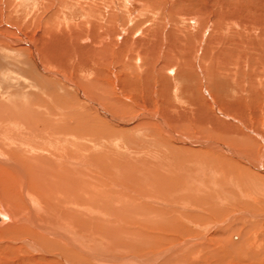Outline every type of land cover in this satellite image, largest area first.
I'll use <instances>...</instances> for the list:
<instances>
[{
    "label": "rangeland",
    "instance_id": "rangeland-1",
    "mask_svg": "<svg viewBox=\"0 0 264 264\" xmlns=\"http://www.w3.org/2000/svg\"><path fill=\"white\" fill-rule=\"evenodd\" d=\"M209 57L221 75L201 74L198 58ZM262 140L264 0H0V167L51 169L53 183L65 169L82 181L53 202L38 195L39 219L56 213L84 243L33 228L61 246L50 253L29 237L51 264H141L160 253L148 264H170L196 250L188 262L259 264L264 169L250 163L264 167ZM80 184L101 194L80 200ZM4 188L0 261L16 262L32 254L28 236L2 229L24 225L19 210L29 208Z\"/></svg>",
    "mask_w": 264,
    "mask_h": 264
},
{
    "label": "bare ground",
    "instance_id": "bare-ground-1",
    "mask_svg": "<svg viewBox=\"0 0 264 264\" xmlns=\"http://www.w3.org/2000/svg\"><path fill=\"white\" fill-rule=\"evenodd\" d=\"M97 2V1H96ZM94 3V2H93ZM114 3V2H113ZM97 4V3H96ZM68 5V4H67ZM76 5V4H75ZM129 5H130V7L132 8V7H134L135 6V4H133L131 1H129ZM74 6V5H73ZM77 8V7H76ZM80 8V7H79ZM87 9V8H86ZM89 9V8H88ZM90 10V9H89ZM79 11V10H78ZM81 11V10H80ZM130 11V10H129ZM130 13H132V11L131 12H129V14ZM133 16V15H132ZM73 17V16H72ZM115 18V17H114ZM130 19V18H129ZM193 28V27H192ZM211 33L209 32L206 36H205V38L203 39V37H204V35H203V32H202V40L204 41L206 38H208V37H211V35H210ZM210 35V36H209ZM58 36V35H57ZM76 36V35H75ZM82 38V37H81ZM246 38V37H245ZM250 38V37H249ZM178 39V38H177ZM247 39V38H246ZM244 40V39H243ZM249 40H251V39H249ZM253 40H256V38H253ZM9 41H11V40H9ZM13 41V40H12ZM21 42H25V40H20ZM245 41V40H244ZM183 42V41H182ZM251 42V41H250ZM12 43V42H11ZM55 43V42H54ZM58 42H56L55 44H57ZM206 43V42H205ZM69 44H72V43H69ZM162 44V43H161ZM247 44V43H246ZM250 44H252V43H250ZM255 44V43H254ZM66 45V44H65ZM176 45V44H175ZM181 45V44H180ZM185 45V44H184ZM183 45V46H184ZM201 45V44H200ZM208 45V44H207ZM248 45V44H247ZM69 46V45H68ZM53 47V49L54 50H56V49H59V50H61L62 49V47H63V45H58L57 44V46L55 45V46H52ZM195 47H197V46H195ZM206 47V46H205ZM204 47V48H205ZM181 48H183L184 49V47H182L181 46ZM69 48H66V50H67V52H71V50H68ZM178 49V48H177ZM206 49V48H205ZM208 49V48H207ZM48 50V49H47ZM50 50V49H49ZM147 50V49H146ZM146 50H145V52H146ZM201 50V49H200ZM65 51V50H64ZM88 51V50H87ZM140 51V50H139ZM144 51V50H143ZM181 51V50H180ZM66 52V51H65ZM66 52V53H67ZM69 52V53H70ZM184 52V51H183ZM60 53V52H59ZM144 53V52H143ZM204 53V52H203ZM54 54V53H53ZM147 54V53H146ZM219 54H221V53H219ZM50 55V54H49ZM48 55V56H49ZM69 55V54H68ZM90 55V54H89ZM204 55V54H203ZM52 56V55H51ZM56 56V55H55ZM142 55L140 54V57H141ZM189 56V55H188ZM188 56H187V58H188ZM221 56V55H220ZM91 57V56H90ZM241 57V56H240ZM56 58V57H55ZM58 58V57H57ZM71 59L73 58V56H71L70 57ZM142 58V57H141ZM65 59V58H64ZM200 61V63L199 64H203L204 65V71L203 70H200L201 71V74L203 73L204 74V77H211L214 73H218V74H220L221 73V70H220V66L218 67V66H216V61H218L220 58H218V60H216L215 58H212V57H209V58H207V59H202V58H198ZM87 61V60H86ZM83 62V61H82ZM237 63L236 64H238V61H236ZM63 63V62H62ZM84 63V62H83ZM87 63V62H86ZM91 63V62H90ZM90 63H88L90 66H91V64ZM224 64V63H223ZM222 64V65H223ZM192 65V64H191ZM194 65V69L196 70V68H195V63L193 64ZM258 65V64H257ZM90 66H88L87 67V69L85 68L84 70L85 71H87L88 70V68H90ZM198 66V65H197ZM199 67V66H198ZM202 69V68H201ZM255 69V68H254ZM43 70V69H42ZM47 71V70H46ZM89 73V72H88ZM221 75V74H220ZM61 76V78L64 80V81H66L67 83L69 82V83H71L70 82V80H67L66 78H64L62 75H60ZM58 77V76H57ZM215 77H216V74H215ZM60 78V77H59ZM263 78V77H262ZM261 80V79H260ZM260 80H258V82L260 81ZM207 81V80H206ZM68 83V84H69ZM206 83V82H205ZM260 84V83H259ZM207 88V87H206ZM80 92V91H79ZM209 93V92H208ZM210 94V93H209ZM210 96V95H209ZM215 98V97H214ZM263 98V97H262ZM219 99V98H218ZM205 100V99H204ZM212 100V99H211ZM89 102H91V104L92 105H94V107H95V109L101 114V115H103L104 117H108L109 118V116H108V114L105 112V110H103L100 106H98L96 103H94V101H89ZM216 101H213L212 100V104L215 106L216 104ZM202 104V103H201ZM198 105V104H197ZM204 105V104H203ZM208 105V104H207ZM206 107V106H205ZM204 107V108H205ZM208 109L206 110H204V114H206V112H208V115L210 116V114H212L213 115V113L211 112V109H210V107H207ZM211 108H212V106H211ZM214 108V107H213ZM213 108H212V110H213ZM197 110H198V108H197ZM199 112H201L202 113V111L201 110H198ZM219 111V110H218ZM97 112V113H98ZM195 112V111H194ZM210 113V114H209ZM148 115V114H147ZM208 116V117H209ZM215 116V115H214ZM149 117H152V118H156V119H158L154 114L152 115V116H149ZM31 118V117H30ZM110 118H111V116H110ZM155 119V120H156ZM110 120H112V118L110 119ZM158 121L160 122V125H161V127L163 128V130H165V131H168V129H167V127L165 126V125H163V122H161V120L160 119H158ZM13 122H15V121H13ZM73 122V121H72ZM15 123H17V122H15ZM14 125V127H15V124H13ZM25 126V125H24ZM31 130V129H30ZM65 130L66 129H64L63 127L61 128V131L62 132H65ZM34 132H36V131H34ZM30 134V133H29ZM169 134H172V133H170L169 132ZM32 136H34V135H32ZM196 141V140H195ZM194 141V142H195ZM263 142H264V140H262ZM191 142V141H190ZM197 142V141H196ZM203 142V141H202ZM201 145V144H200ZM219 146H221V145H219ZM219 146H217V147H219ZM220 148H222V150L223 151H225L226 153H229V155L231 154V152H233L232 150H230V149H228V148H225V147H223V146H221ZM262 152V151H261ZM0 155H2V154H0ZM236 155L237 156H239V158L240 157H242V155H239V154H237L236 153ZM232 156V155H231ZM243 157H245V156H243ZM37 158V157H36ZM7 160V159H6ZM243 160V159H242ZM8 161V160H7ZM13 163V162H12ZM253 167H255V168H257L259 171L261 170V171H263V169H264V167H263V165L262 164H260V163H254V161L252 162V163H250ZM37 165H39V164H37ZM3 167L4 166H2V168L0 167V185L2 186V187H5L4 188V193L6 194V193H8V194H6V195H8L7 197L8 198H10L11 200H9V201H11V203H15V204H22V202L23 203H27V205H28V210H26V209H22V213L20 212V210H19V218H20V220H23V221H25L26 223L24 224V225H14L13 223H9V224H6V225H8V226H5V228L4 229H2L3 230V232L5 233V234H9V236H20V235H26V236H28L27 238L28 239H21V241H22V243H24L28 248H29V251L30 252H32V254L31 255H28L27 257H24L23 259H21V260H19V261H16V262H4V261H0V264H23V263H25V264H51V262L48 260V256L46 255V252L45 251H43V249L42 248H40L39 246H43L45 249H46V251H48V252H50V253H52L51 251H54L53 250V248H55V245L56 246H58L56 243V241L55 240H53V239H51V238H49L50 237V234L53 236H56V237H58L59 239H61L62 241H67V242H72V244L73 243H75L76 245H79V247H81L84 243L81 241V234L79 235V234H76L75 232H73L72 230H71V227L69 226V224L67 225V224H62V223H56L55 221V217H57V214L56 213H46L44 216H42L41 217V219H39L40 217H39V215H38V212L39 211H41V210H39L41 207L39 206V200H41L42 202H43V200L41 199V198H39V196L41 197H46L47 198V200L49 201V202H51L52 201V196H53V193H54V195H61V194H63V196H64V194H67V193H64V192H62L61 190L64 188V187H72V188H76V186H77V183L79 182V181H81V180H79V181H77V179L76 178H74L73 176H71V172H70V170H65V169H63V171L61 172V176L57 179V180H55V182L53 183L52 181L53 180H51V178H54L53 177V175H54V171H51V169L50 170H46V171H37L36 169H32V168H29V169H26L27 171V173L28 174H25L23 171H22V169L21 168H19V167H17V166H11L12 167V170L15 172V174L14 173H11V172H9V174L7 173V172H5V169H3ZM40 167H41V165H40ZM66 168V167H65ZM7 170V169H6ZM32 170H34V173L32 172ZM65 171H67V172H69V174L70 175H66L67 173L65 172ZM51 172V173H50ZM83 172V171H82ZM34 175V176H33ZM64 175H65V177H64ZM73 175V174H72ZM83 175V174H82ZM33 177H34V179H33ZM42 177H44V178H42ZM63 177H64V179H63ZM68 177H70L69 179H68ZM79 177V176H78ZM80 177H81V175H80ZM79 177V178H80ZM90 177V176H89ZM32 178V181H33V183H31V186H29V190L25 187V183H27L26 182V179L27 180H30ZM57 178V177H56ZM8 180H11L12 182H10V181H8ZM4 181H5V184H4ZM35 181H37L38 183H34ZM69 181H72L73 183H70ZM52 182V183H51ZM82 182V181H81ZM96 182H98V181H96ZM30 183V182H29ZM95 183V182H94ZM94 183H93V185H94ZM28 184V183H27ZM34 184H37L38 185V187H36V186H34ZM18 186V187H17ZM9 187V188H8ZM28 187V186H27ZM45 187V188H44ZM94 187V186H93ZM7 188V189H6ZM79 190H81V193H80V195H81V197L79 198L80 200H85V199H87V200H89L88 199V197H90V198H92V199H95V196H97V195H100L101 193H98L97 192V189H96V187H95V189H91V190H89L87 187H86V189H85V186L83 185V184H80L79 185ZM8 189H10L9 191H11V192H7V190ZM85 189V190H84ZM88 190V191H87ZM65 191V190H64ZM42 192V193H41ZM9 193H11V195L9 194ZM42 195H41V194ZM72 193V192H71ZM93 193H97V195H95V194H93ZM1 195V194H0ZM5 195V196H6ZM39 195V196H38ZM111 195V194H110ZM71 196H73V195H71ZM103 196H104V194H103ZM102 196V197H103ZM3 197V196H2ZM55 197V196H54ZM77 197V196H76ZM101 198V197H100ZM39 199V200H38ZM67 199V198H66ZM110 199V198H109ZM100 200V199H99ZM22 201V202H21ZM46 202V201H45ZM53 202V201H52ZM55 202V201H54ZM58 202V201H57ZM64 202H66V201H64ZM93 202V201H92ZM44 203V202H43ZM47 203V202H46ZM56 203V202H55ZM74 203V202H73ZM78 203V202H77ZM86 203V202H85ZM91 203V202H90ZM79 204V203H78ZM45 205H47V204H45ZM54 205V204H53ZM58 205V204H57ZM79 206V205H78ZM87 206V205H86ZM138 206V205H137ZM136 206V207H137ZM14 207V206H13ZM44 207V206H43ZM48 207H50V206H48ZM1 208L4 210V212L6 213V214H2V215H4V218H7V219H10V220H12L13 221V214L10 212V209H9V207L7 208L6 206H3V205H1ZM51 208H52V206H51ZM50 208V209H51ZM119 208V207H118ZM1 209V210H2ZM54 209V208H53ZM56 210V209H55ZM96 210L97 211H99V208H96ZM53 211V210H52ZM3 212V211H2ZM45 212V211H44ZM49 212V211H48ZM94 213V212H93ZM96 213V212H95ZM102 213V212H101ZM109 215V214H108ZM107 215V216H108ZM100 218V217H99ZM143 218V217H142ZM7 219H5V220H7ZM63 219V218H62ZM58 220V219H57ZM19 221V220H18ZM59 222V221H58ZM144 223V222H143ZM145 224V223H144ZM146 225H147V229H148V227L150 228V229H155V230H161V231H163L164 230V227L163 226H161V225H159L158 223L157 224H147L146 223ZM55 226H57V227H55ZM1 227V226H0ZM33 228H39V229H49L50 231V234L48 235V236H46V235H44V234H40L37 230H35V229H33ZM178 228V227H177ZM1 230V229H0ZM159 230V231H160ZM44 231V230H43ZM43 231H41V232H43ZM137 232V231H136ZM139 232V231H138ZM1 233V232H0ZM46 234V233H45ZM24 235V236H25ZM140 235V234H139ZM23 236V237H24ZM109 236V235H108ZM29 237H31V238H33L34 240H36L35 242L37 243L38 242V244H40L39 246L37 245V244H34L32 241H30L29 240ZM20 238V237H19ZM136 238V237H135ZM144 238V237H143ZM202 238V237H201ZM243 238H244V235H243ZM15 239V238H14ZM145 239V238H144ZM152 239V238H151ZM19 240V239H18ZM153 240V239H152ZM13 241H15V240H13ZM55 241V242H54ZM136 241V240H135ZM142 241V240H141ZM85 242V241H84ZM144 242V241H143ZM20 243V242H19ZM145 243V242H144ZM148 243H149V240H148ZM185 243H186V241H185ZM242 243V242H241ZM264 243V242H263ZM82 244V245H81ZM134 244V243H133ZM247 244V243H246ZM137 245V244H136ZM139 245L141 246V244L139 243ZM144 245V244H143ZM142 245V246H143ZM181 244L179 243V246H180ZM85 246H87V245H85ZM139 246V247H140ZM206 246V245H205ZM207 246H208V244H207ZM206 246V247H207ZM21 247V246H20ZM23 247H24V245H23ZM144 247V246H143ZM142 247V248H143ZM185 247V246H184ZM18 248H19V246H18ZM58 248H60L61 249V246L59 247L58 246ZM84 247L82 246L81 247V249H83ZM88 248V247H87ZM146 248V247H145ZM173 248V247H172ZM174 248H176V247H174ZM174 248H173V250H174ZM178 248V247H177ZM176 248V249H177ZM186 248V247H185ZM26 249V248H25ZM57 249V248H56ZM187 249H189V248H187ZM13 250V249H12ZM21 250V249H20ZM20 250H18V251H20ZM62 250H63V248H62ZM61 250V251H62ZM145 250V249H144ZM196 250V249H195ZM28 251V250H27ZM64 252V251H63ZM179 252V251H178ZM182 252V251H181ZM189 252V251H188ZM190 252H191V250H190ZM196 252H197V250H196ZM190 253V255L189 254H186V255H189L188 257H185V255H183L182 254V256H183V259H179V255L178 256H174V257H172L171 258V262H170V264H195V263H190L191 261H192V259H195V258H197V256H198V252L197 253ZM65 253H67V252H65ZM148 253V252H147ZM187 253V252H186ZM9 254V253H8ZM49 254V253H48ZM72 254V253H71ZM177 254V253H176ZM181 254V253H180ZM255 254V256H257L256 255V253H254ZM263 254V257H261V258H264V249H263V245H260V249H259V255H262ZM51 255V254H50ZM147 255V254H146ZM159 255H161V253L160 254H158V255H156L155 257H149V260L146 258V259H142V261L141 260H139V262L138 263H141V264H148V263H151L152 262V260L154 259V258H157ZM163 255V254H162ZM252 255V254H251ZM53 256V255H52ZM83 256V255H82ZM145 256V255H144ZM253 256V255H252ZM50 257V256H49ZM71 257V256H70ZM92 257V256H91ZM97 257V256H96ZM102 257V256H101ZM160 257V256H159ZM259 257V256H258ZM78 258V257H77ZM134 258V257H133ZM17 259V258H16ZM78 260V259H77ZM129 260H131V259H129ZM190 260V262H188ZM259 260V259H258ZM112 261H113V259H112ZM123 262L122 263H131V261H128V259H126L125 261L124 260H122ZM148 261V262H147ZM261 261V260H260ZM259 261V262H260ZM116 263L117 262V260L116 261H113V263ZM121 262V261H120ZM258 262V263H259ZM84 263V262H83ZM94 263V262H93ZM133 263H134V261H133ZM132 264V263H131ZM137 264V263H136ZM259 264H264V259H262V261L259 263Z\"/></svg>",
    "mask_w": 264,
    "mask_h": 264
}]
</instances>
